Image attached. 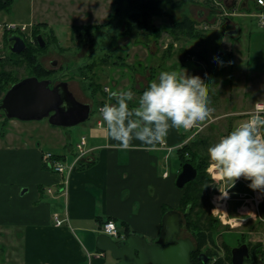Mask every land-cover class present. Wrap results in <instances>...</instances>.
Segmentation results:
<instances>
[{
	"label": "crops",
	"instance_id": "0c3cea01",
	"mask_svg": "<svg viewBox=\"0 0 264 264\" xmlns=\"http://www.w3.org/2000/svg\"><path fill=\"white\" fill-rule=\"evenodd\" d=\"M212 1L231 15L219 18L214 14L202 21L209 12L204 8L197 12L196 28L205 31L204 44L197 48L209 60L193 63L174 61L169 56L163 70L185 72L186 76L200 80L208 90L211 104L233 101L254 105L264 99V27L258 23L261 9L256 0ZM9 22H25L21 19V0H13L11 10L0 12L2 44L8 34L3 25ZM167 23L170 29L169 19ZM207 40L214 46L210 52L205 44ZM151 53L155 55V50ZM216 57L223 63H213ZM228 88H234L235 93H230ZM3 93L0 89V101ZM251 96L256 98L251 100ZM98 109L95 123L86 136L91 152L71 174L50 171L43 155L53 152L70 165L77 157L76 145L85 135L72 143L69 132L64 135L53 129L52 135L57 137L54 151L43 149L42 143L34 146L24 143L19 150L0 149V264H115L107 259V253L96 248L100 227L108 220L124 230L136 231L148 241L155 239L148 232L160 233L162 208L172 198L169 189L181 168L177 150L187 143L188 132L169 130L155 146L132 140L127 149H120L114 146L116 142ZM210 172L224 181L214 164ZM227 181L232 186L229 178ZM241 182L245 184L242 186L245 194L261 195L264 199V190H252L248 186L250 181L244 177L238 178L234 186ZM49 188L51 193L46 192ZM229 200L221 216L224 221L226 217L234 220L238 214V206ZM230 209L234 216L230 215ZM250 217L241 220V232L250 240L255 235L258 242L264 243V223ZM56 218L63 221L61 226L55 224Z\"/></svg>",
	"mask_w": 264,
	"mask_h": 264
},
{
	"label": "rangeland",
	"instance_id": "374dc122",
	"mask_svg": "<svg viewBox=\"0 0 264 264\" xmlns=\"http://www.w3.org/2000/svg\"><path fill=\"white\" fill-rule=\"evenodd\" d=\"M211 1L166 0L161 10L174 15L177 20L189 17L197 25V12L203 8L209 12V15L202 21H207L210 15L212 17L215 16L214 14L219 18L231 15L230 12L226 13L223 6ZM116 9H118V13ZM133 9L134 7L123 0H21V19L25 22L9 23L27 25L28 31L22 34L27 39V43L35 44L37 42L36 35L43 36L46 47L37 54V60L51 72L47 79L52 81L53 86L62 81L68 82L70 90L75 93L78 100L92 106V112L89 120L69 128L52 126L47 119L8 121L0 112V132L5 133L3 137H0V149L19 150L24 143L32 146L42 143L43 149L54 151L57 149V137L52 135L53 129H58L64 135L66 131L69 132L72 143L77 142L82 135L87 136L89 127L94 125L97 117V102L104 104L114 102L109 95L112 90H133L135 96L133 102H130V106H132L138 101L148 83L158 77L169 56H172L174 61L179 59L183 62L197 63V61H203L204 58L209 60L205 57V53L197 48L204 44L205 31L197 29L196 37L189 39L181 37L176 40L169 29L167 17L156 16L154 18L155 29L142 32L135 39L126 37L128 16ZM252 20L255 21V19ZM6 24L3 25L5 31ZM82 25L103 26L95 34V38H88L83 36ZM205 44L209 52L213 50L214 46L210 40H207ZM152 49L155 50V55H152ZM8 50L9 47H7L5 39L3 44L0 43V56L4 59L10 57L7 53ZM193 53H198L201 58ZM22 58L23 56H21ZM11 69H13L12 77L15 79L28 77L30 73L29 66L27 67L25 62L18 67L6 66L8 73ZM209 69L211 67L207 68L208 72ZM222 76L224 79L225 75L222 74ZM202 77L206 78L204 73H202ZM235 84L234 86H236ZM93 90L96 92L94 95ZM223 90L224 93H227L226 88L223 87ZM228 90L230 93H235L234 88H228ZM5 94L3 93V95ZM254 98L256 97L251 96L250 99L254 100ZM253 106V103L233 101L213 103L210 105L213 111L206 121L199 124L201 127L199 132H197V127L186 129L190 137L187 143L194 139H200L203 143V150L199 153L196 164L199 166V172L206 170L212 182L206 184L201 190L198 207L192 212L190 218H187L186 212L181 211L184 218L181 237L190 238L196 245L192 234L195 225L202 227L204 231L214 230L212 233L215 245L209 244L200 251V253L210 251L214 254V260L219 257H227L224 244L234 248L244 242L258 243L257 236L254 235L250 240L248 235L241 232V220H248L251 218L250 216L238 213L235 214L236 219L231 220L230 217L228 219L226 217V221L221 217L223 211L227 210V199L230 198L229 203H232L233 206L236 205L238 208L245 206L247 208L245 210L248 211L250 209L248 204L253 201L255 195L244 193L246 190L242 188L245 185L243 182L232 187L226 177H224V181L218 180L216 174L210 172L213 163L210 162L207 154L208 146L222 135L227 134L237 123L246 120ZM176 178H174V182L172 181L169 189L172 198L163 207L179 210L184 190L176 186ZM227 191L231 193L230 196L222 194H226ZM246 200H250V202L246 203ZM231 211L233 209L229 210L232 216ZM187 219L191 222V226L187 223ZM125 231L129 235L138 234L130 229ZM158 235L159 233L153 235L152 232H148V236H153L155 239L158 238ZM107 259L113 261L109 252Z\"/></svg>",
	"mask_w": 264,
	"mask_h": 264
},
{
	"label": "clouds",
	"instance_id": "9594fccd",
	"mask_svg": "<svg viewBox=\"0 0 264 264\" xmlns=\"http://www.w3.org/2000/svg\"><path fill=\"white\" fill-rule=\"evenodd\" d=\"M213 63H223L218 57ZM114 102L99 107L115 147L127 149L132 140L155 146L169 130H186L206 121L213 111L208 90L195 77L176 70H162L133 102L131 89L110 92ZM67 108V104L62 105ZM210 162L232 181L244 177L252 190H264V99L251 114L207 148ZM222 193V192H221ZM224 196L227 193H222ZM214 211V210H213Z\"/></svg>",
	"mask_w": 264,
	"mask_h": 264
},
{
	"label": "water",
	"instance_id": "95a60500",
	"mask_svg": "<svg viewBox=\"0 0 264 264\" xmlns=\"http://www.w3.org/2000/svg\"><path fill=\"white\" fill-rule=\"evenodd\" d=\"M230 33L235 34L236 31ZM38 41L41 47L46 45L41 34L38 35ZM9 42L12 44L10 50L15 54L23 53L28 48L26 40L19 35H12ZM64 104H67V108L62 107ZM0 111L4 112L8 119H47L52 126L69 128L89 120L92 106L79 101L66 81L53 86L49 79L40 80L31 76L9 88L0 101ZM197 176V168L192 163H185L177 176L176 186L184 188ZM183 222V214L179 210L170 209L163 215L159 236L153 242L137 234H132L122 241H115L100 233L96 248L100 252H109L115 264H192L196 245L190 238L181 237ZM199 258L204 263L208 261L204 253L200 254ZM248 258L250 248L247 243L232 249L233 264H245Z\"/></svg>",
	"mask_w": 264,
	"mask_h": 264
},
{
	"label": "trees",
	"instance_id": "16d2710c",
	"mask_svg": "<svg viewBox=\"0 0 264 264\" xmlns=\"http://www.w3.org/2000/svg\"><path fill=\"white\" fill-rule=\"evenodd\" d=\"M127 1L131 7H134L133 11L129 14L127 20V29H126V37L131 39H135L142 32H148L150 30L155 29L154 18L156 16L167 17L170 23V31L173 37L177 40L181 37L186 38H194L197 35L196 22L190 19L189 17H184L182 20H177L174 15L169 13H164L162 9V5L166 0H123ZM13 4V0H0V12H7L11 10V6ZM118 13V9H116ZM163 12V13H162ZM103 25H88L81 27L83 29V36L95 38V34H97ZM10 33L7 34L6 38ZM76 34V33H75ZM40 35V34H39ZM37 42L35 44L27 43L28 48L25 52L21 54L23 58L18 59L19 55L11 54L9 59L4 61V64L0 67V89L7 93L10 86L24 79H15L13 78V69L9 70V73L6 70L7 65H11L12 67L19 66L23 62L29 66L30 73L28 77L35 76L40 80L47 79L50 77L51 72L46 70L42 63L37 60V54L42 52V50L46 47H41L38 41V35H36ZM194 52V51H193ZM194 55L198 53H193ZM26 78V77H25ZM99 91V90H98ZM96 92L93 90V95ZM95 97V96H94ZM96 103V102H95ZM104 103L97 102V107L99 108ZM5 133L0 132V137H3ZM195 140V139H194ZM192 140L191 142L186 143L182 148L177 150L178 160L181 163V168L185 163H192L198 170L197 178L188 183L184 188L183 196L180 200L179 210L180 212H186L187 218H190V215L196 208L198 207L200 197L202 194V189L204 186L210 182L212 179L209 177L206 170L199 172V166L196 164V159L201 150H203V143L200 139ZM188 156H191L188 158ZM180 168V171H181ZM199 194V195H198ZM172 208H168L167 206L163 207V215ZM187 223L190 225L191 222ZM183 226V225H182ZM191 226V225H190ZM129 231L128 228H126ZM216 229V228H215ZM214 231V230H213ZM213 231H204L202 227L195 225L193 227V236L196 240V250L192 254V264H233L232 262V249L228 245L224 244V248L227 252V257H219L214 260V254L210 251L204 253L208 257V261L204 263L200 260L199 256L202 254L200 251L206 247L207 245H215ZM126 233V231H125ZM127 234V233H126ZM127 236H130L127 234ZM245 243V242H244ZM250 248V258L245 260V264H264V243H247Z\"/></svg>",
	"mask_w": 264,
	"mask_h": 264
},
{
	"label": "built area",
	"instance_id": "2783aa9c",
	"mask_svg": "<svg viewBox=\"0 0 264 264\" xmlns=\"http://www.w3.org/2000/svg\"><path fill=\"white\" fill-rule=\"evenodd\" d=\"M256 3L261 9L260 14L258 15V23L261 27H264V0H256ZM227 12L228 11H226V13ZM5 29L10 34L11 33H13V34L20 33L19 35H21V36H22V34H25L28 31L27 25L17 24V23H7L5 26ZM253 108H254V106H253ZM248 114L250 115L251 112H249ZM99 124L101 125L102 123L99 122ZM194 127H197L198 128L197 132H199L201 127H199V125L194 126ZM187 130H189V129H187ZM88 145H89L88 138L86 136H82L80 139V142L76 145V153H77L76 160L74 161V163H72L70 165H67L66 163H64L61 160L59 155H57L53 152H49V151L44 153L43 160H44L45 164L47 165V168L50 171H52L54 173H59V174H63V173L71 174L77 168V166L79 165L81 160H85L86 155L89 152H91V149H89ZM46 192L51 193L52 189L51 188L46 189ZM252 200L253 201L250 202V204H248L249 208H250L248 211L245 210L247 208L244 206V207L238 208V213L242 214L244 216L257 217L264 223V212L262 211V206L264 204L263 197L261 195H255V197ZM247 202H249V201L246 200V203ZM55 224L57 226H61L63 224V221L56 218ZM100 231H101V233L106 234L107 236H109L110 238H112L115 241H122L128 237L127 234L125 233V230L123 228H121L119 225H117V223H115L112 220H108V221L104 222L100 227Z\"/></svg>",
	"mask_w": 264,
	"mask_h": 264
},
{
	"label": "flooded vegetation",
	"instance_id": "af4514ba",
	"mask_svg": "<svg viewBox=\"0 0 264 264\" xmlns=\"http://www.w3.org/2000/svg\"><path fill=\"white\" fill-rule=\"evenodd\" d=\"M12 35H19V34H10L7 38H6V40H7V47H9V50L7 51V53H8V56H10L11 54H15V53H12L11 52V50H10V46L12 45L10 42H9V38L12 36ZM19 36H21V35H19ZM21 37H23V36H21ZM24 38V37H23ZM25 39V38H24ZM26 40V42H27V39H25ZM28 45V44H27ZM21 54L22 53H20V54H17V55H19L18 57L20 58V60H21ZM18 58V59H19ZM6 59H9V57H6L5 59L4 58H2L1 56H0V66L1 65H3L4 64V61L6 60ZM2 100V99H1ZM5 117H6V115H5V113L4 112H2V111H0ZM7 118V117H6ZM7 120L8 121H11V120H17V119H8L7 118ZM17 121H20V120H17ZM159 236V235H158ZM154 240H156V239H154ZM153 240V241H154ZM153 241H149V242H153Z\"/></svg>",
	"mask_w": 264,
	"mask_h": 264
}]
</instances>
